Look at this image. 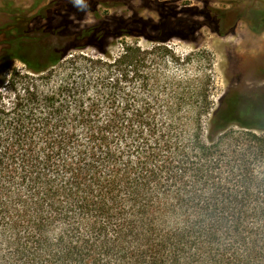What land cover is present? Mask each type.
Returning <instances> with one entry per match:
<instances>
[{
  "label": "trees",
  "instance_id": "1",
  "mask_svg": "<svg viewBox=\"0 0 264 264\" xmlns=\"http://www.w3.org/2000/svg\"><path fill=\"white\" fill-rule=\"evenodd\" d=\"M70 49L83 46L48 50L42 66L26 60L32 51L15 59L34 74L0 77V264H264V172L228 166L222 179L217 159L204 168L198 125L193 149L180 139L169 159L170 127L147 80L43 71ZM120 57L119 66L137 63L130 46ZM255 99L240 113L261 126L228 120L234 99L217 106L213 129L264 130V98Z\"/></svg>",
  "mask_w": 264,
  "mask_h": 264
},
{
  "label": "rangeland",
  "instance_id": "2",
  "mask_svg": "<svg viewBox=\"0 0 264 264\" xmlns=\"http://www.w3.org/2000/svg\"><path fill=\"white\" fill-rule=\"evenodd\" d=\"M4 1L0 0V7ZM36 1H41L42 20L30 27L15 29L27 45L36 49V58L26 59L31 65L42 66L48 50L82 45L81 50H66L60 64L43 71H138L148 82L149 94L162 108L159 119L163 129L170 127L166 133L169 147L164 151L165 156L169 159L177 157L183 148L180 139L188 141L185 148L190 152L193 145L189 140L198 132V125L201 126L199 132L201 129L204 135V168L213 165L217 159L219 165H215H218L222 179L228 166L235 169L256 167L264 172V145L261 142L264 130L232 125L216 132L212 123L219 95L225 89L264 86V80L257 76L259 71H264V28L247 27L244 22H239L233 35L219 37L204 27L200 30L202 39L198 43L175 39L164 44L157 42L155 36L161 29L153 23L143 26L147 37L136 34L140 28L137 13L144 22L147 18L158 20L147 7L157 0H82L81 4L75 0H14V7L28 9ZM207 1L214 6H227L234 0H179L178 4L201 6ZM241 4L250 8L264 4V0H246ZM161 11L165 15L161 25L166 26L171 19L169 10L162 8ZM36 13L30 11L31 15ZM204 19L208 20L207 17ZM261 30V34L253 32ZM96 43L104 44L108 54L101 53ZM127 46L136 49L137 63L119 66L118 60ZM91 61L96 62L92 65L94 68H90ZM1 63L2 59L0 77L4 84L11 71L34 74L23 60ZM228 160L229 164L226 163Z\"/></svg>",
  "mask_w": 264,
  "mask_h": 264
},
{
  "label": "flooded vegetation",
  "instance_id": "3",
  "mask_svg": "<svg viewBox=\"0 0 264 264\" xmlns=\"http://www.w3.org/2000/svg\"><path fill=\"white\" fill-rule=\"evenodd\" d=\"M4 1V0H1ZM246 0H234L229 5L214 6L207 1L205 4L199 6L196 3H187L179 5V0H157L154 3L147 4L152 12L155 13L157 21L152 18H147L144 22L140 13H137L139 17L140 28L137 31L139 37H147L143 26L148 23H153L160 28L156 40L158 43L167 44L171 40H180L187 43H198L202 39L200 30L204 27L208 28L210 32L216 34L219 37H226L234 34V28L239 22H244L247 27H262L264 28V4L254 5V7H247L241 3ZM41 1L33 3L31 8H25L19 6L15 8L14 0H5L3 6L0 7V59L4 64V60L10 61L16 57H22L36 51L33 47L28 46L26 42H22L23 51L16 50V37H20V33L15 29L30 27L35 22L42 20V7H40ZM167 8L169 10L170 20L168 25H161L162 18L165 16L161 9ZM35 10L37 13L31 15L30 11ZM8 15L5 16L4 13ZM2 13V14H1ZM207 17L208 20H205ZM256 34H261L263 31H253ZM26 46V47H25ZM33 71H38L34 70ZM258 78L264 80V71L257 73ZM255 98H264V86L260 87H229L225 89L220 95L218 105L223 109H226L232 100L238 99L240 107L230 115V121L237 122L241 125H250L254 127L261 126L256 122L250 121L245 115L241 114L243 108ZM258 100V101H259ZM227 120V121H228ZM224 119L221 117L219 120L220 125H224Z\"/></svg>",
  "mask_w": 264,
  "mask_h": 264
},
{
  "label": "clouds",
  "instance_id": "4",
  "mask_svg": "<svg viewBox=\"0 0 264 264\" xmlns=\"http://www.w3.org/2000/svg\"><path fill=\"white\" fill-rule=\"evenodd\" d=\"M75 2L77 3V4H81L82 3V0H75ZM60 228H57L56 229V234L58 235L59 234V232H60Z\"/></svg>",
  "mask_w": 264,
  "mask_h": 264
}]
</instances>
